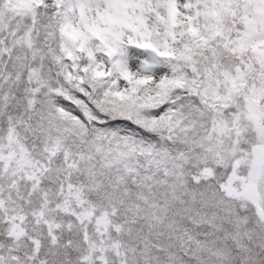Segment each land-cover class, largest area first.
<instances>
[{
  "label": "snow or ice",
  "instance_id": "snow-or-ice-1",
  "mask_svg": "<svg viewBox=\"0 0 264 264\" xmlns=\"http://www.w3.org/2000/svg\"><path fill=\"white\" fill-rule=\"evenodd\" d=\"M0 264H264V0H0Z\"/></svg>",
  "mask_w": 264,
  "mask_h": 264
}]
</instances>
